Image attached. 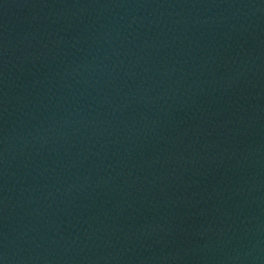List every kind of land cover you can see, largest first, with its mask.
<instances>
[{
  "label": "water",
  "instance_id": "water-1",
  "mask_svg": "<svg viewBox=\"0 0 264 264\" xmlns=\"http://www.w3.org/2000/svg\"><path fill=\"white\" fill-rule=\"evenodd\" d=\"M0 264H264V0H0Z\"/></svg>",
  "mask_w": 264,
  "mask_h": 264
}]
</instances>
